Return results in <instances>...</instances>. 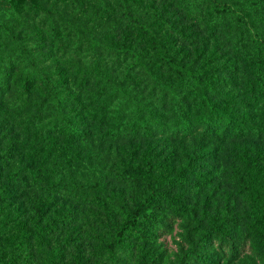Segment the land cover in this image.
I'll use <instances>...</instances> for the list:
<instances>
[{
	"label": "rangeland",
	"instance_id": "rangeland-1",
	"mask_svg": "<svg viewBox=\"0 0 264 264\" xmlns=\"http://www.w3.org/2000/svg\"><path fill=\"white\" fill-rule=\"evenodd\" d=\"M164 2L170 0L148 7L167 15L183 6L172 0L168 9ZM262 4L254 16L264 27ZM93 11L107 13L96 0H0V72L6 74L0 154L7 153L0 160V264H264L263 45L261 79L245 31L237 44L221 39L215 57L194 62L210 80L208 95L240 133L224 132L220 121L195 124L183 135L163 133L152 120L168 125L171 110L155 91L139 82L98 90L95 78L86 90L73 80L71 74L84 70L72 58L62 59L71 50L81 65L109 66L106 55L96 59L83 45L76 50L71 31L63 35L64 27L74 29L83 18L91 24ZM67 40L71 45L63 51ZM27 44L37 46L48 70L66 79L58 83L59 94L72 97L65 110L85 113L103 103L105 123L88 122L90 132L81 137L66 135L60 121L49 129L58 115L51 82L29 89L24 84L31 70ZM193 45L200 49L202 42ZM190 53L187 59H193ZM29 114L33 123L26 125ZM138 119L150 123L151 133H107ZM15 168L26 183L12 177ZM134 214L140 223L120 238L119 228Z\"/></svg>",
	"mask_w": 264,
	"mask_h": 264
},
{
	"label": "trees",
	"instance_id": "trees-1",
	"mask_svg": "<svg viewBox=\"0 0 264 264\" xmlns=\"http://www.w3.org/2000/svg\"><path fill=\"white\" fill-rule=\"evenodd\" d=\"M148 1H150L148 6H151L161 0ZM171 1L164 2L165 8L169 9L173 6ZM181 1L183 2L181 8L173 7L174 13L166 15L155 14L156 11L153 8L143 7L144 0H96L103 5L104 13L107 12L106 15H97L98 13L93 11L92 15L97 18L91 24L88 25L87 19L83 18L84 21L81 25L74 29L64 27L62 30L65 37L71 31L73 35L71 41L77 46H75L76 50L83 45L84 48L87 47L96 55V59L106 55L109 57V66H100L96 70L97 67H94V63L86 60H82L83 64L81 65V60L75 53H71L72 50L68 52L65 59H62L68 61L69 58H72L75 60L74 63L83 67L84 71L78 76L71 74L78 87L84 85L83 89L89 90L88 83L91 78H95L93 82L99 85L98 90L109 86V88L122 87L129 82L133 84L139 82L150 92L155 91L157 98L164 104L169 103V110H171L172 120L168 125L156 118L152 120L156 122V127L163 130V133L166 131L182 135L192 133L199 123L207 122V125H212L215 121L223 122L224 132L240 133L241 129L238 125L231 126L232 117L208 95L207 87L210 85V80L207 73L204 72L203 65L202 67L196 66L194 62L197 59L209 61L206 58L207 55L209 58L215 57L221 51L218 48V41L221 39L230 41L234 45L237 44L238 38L244 34L242 31H245V38L252 46L251 50L257 54L256 64H261L264 27L262 24L255 23L256 16L254 15H256V7L263 6L262 0ZM114 15H116V21L109 22L114 19ZM258 16L263 18L264 13ZM230 20L234 21L232 27L229 26ZM193 32L196 34L193 35ZM200 41L202 46L199 49L193 45V42ZM59 43L62 44V42ZM184 43L190 45L185 47ZM64 44L61 45L63 51L71 45L70 43ZM23 48L25 49V58L31 65V70L24 77V84L28 89L33 83L45 82L47 84L51 82L49 93L53 95L58 115L49 121V129L56 128L57 122L60 121L59 126L66 132V135L81 137L79 134L90 132L89 128H85L88 127V122L105 123L106 114L103 103H99L93 110H88L85 113L80 108L79 111L74 112L70 109L65 110V106L71 103L72 97L60 95L61 87L58 83L66 79L57 76L60 72L55 73V70L47 69L50 64H44L45 59L39 58L41 52H36L37 54L34 52L37 48L36 45L27 44L23 45ZM188 53L193 59H187ZM115 67L118 68L117 75H113ZM262 67L261 64L254 69L257 79L263 78ZM5 82L6 74L0 72V97H2L6 86ZM91 91L93 90L91 89ZM95 92L93 91L92 96ZM188 95H191L190 98L193 101L190 113L188 110L190 105L186 99ZM31 116L30 114L24 116V124L33 123L30 120ZM193 116L195 119L192 121ZM235 123L241 122L235 120ZM151 125L153 126V124ZM148 127H150V123L138 119V121L127 122L122 129L113 126L108 129L107 133L117 136L128 128L129 130L134 129V134H137L138 131L151 133ZM225 128L229 130L227 131ZM6 154H0V160ZM2 165L0 162V167ZM17 172L18 168L13 169L12 177L16 178V181L26 183L25 178L19 177L20 174ZM35 176L39 177L38 172H35ZM2 191H5V188H2ZM2 195L5 197L4 192ZM170 204L175 206L173 202ZM140 221L141 219L137 218L136 214L128 216L118 230L120 238L126 230L137 227Z\"/></svg>",
	"mask_w": 264,
	"mask_h": 264
}]
</instances>
